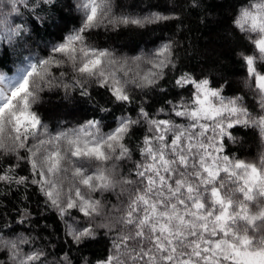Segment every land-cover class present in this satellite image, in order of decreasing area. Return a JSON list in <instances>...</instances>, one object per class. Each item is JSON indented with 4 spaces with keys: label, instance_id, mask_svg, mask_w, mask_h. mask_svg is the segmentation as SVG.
Masks as SVG:
<instances>
[{
    "label": "snow or ice",
    "instance_id": "snow-or-ice-1",
    "mask_svg": "<svg viewBox=\"0 0 264 264\" xmlns=\"http://www.w3.org/2000/svg\"><path fill=\"white\" fill-rule=\"evenodd\" d=\"M74 3L73 9L64 0H0V25L9 42L28 33L26 25L10 22L26 10L43 21L36 10L57 4L80 18L79 27L45 44L43 56L26 57L12 76L0 71V185L24 190L15 216L0 211V251L12 264H73L69 252L36 246L46 239L37 232L39 218L55 213L65 226L64 243L70 239L77 250L104 230L109 254L96 264H264V155L252 162L227 152L237 127L264 135V0L241 6L233 22L258 53H238L254 108L243 95H224L227 80L213 86L209 77L181 69L182 45L174 38L132 56L112 46L109 33L156 32L179 15L141 7L143 0ZM186 6L198 8L199 0ZM52 26L64 32L62 21ZM166 84L179 99L150 111L153 94L169 92ZM94 89L109 103L94 105L100 115L82 123L52 128L38 108L52 93L91 102ZM112 106L121 111L105 130ZM137 128L144 134L133 149L129 142ZM22 168L26 175L17 171ZM32 194L42 197L35 214ZM254 200L260 207L250 214ZM249 226L261 237L251 236Z\"/></svg>",
    "mask_w": 264,
    "mask_h": 264
},
{
    "label": "trees",
    "instance_id": "trees-1",
    "mask_svg": "<svg viewBox=\"0 0 264 264\" xmlns=\"http://www.w3.org/2000/svg\"><path fill=\"white\" fill-rule=\"evenodd\" d=\"M189 2L190 0H143L141 7L146 8L148 4H151L153 6L151 10L161 11L164 14L175 13L180 16V19L157 26L159 30L156 32H152L150 28L145 31L129 29L121 30L115 34L109 33L112 46L119 50L120 55L132 56L139 54L142 49L147 51L160 40L174 38L182 45L178 49L179 67L181 69L193 73L197 79L209 77L213 86H219L227 80L228 85L224 90V95H243L249 107L254 108L255 100L243 86L246 72L241 67L242 62L238 58V53L244 50L252 54L256 53V50L244 39L243 34L233 23L239 8L248 6L250 0H199L198 8L187 7ZM64 3L74 9V0H64ZM41 8L36 11L44 18L43 21L38 19L36 15H31V10H26L23 15L10 19L11 23L26 25L29 29L23 40L13 38L12 42H9L3 35L4 26L0 25V71L3 73L13 74L18 67H22L28 62L26 57L43 56L42 49L45 48L48 41L55 42L74 27H79L80 18L75 11L70 12L68 8L57 4L51 6V9L48 5H41ZM136 10L139 11V9ZM58 21L63 22V33L52 26ZM45 24L48 26L45 27ZM28 36H31L32 39L28 40ZM101 43L104 44L105 42L101 41ZM256 54L258 55V53ZM259 66L264 67V64ZM166 87L169 88L167 94H153L149 105L150 111H155L164 105L167 99H179L170 84H166ZM184 95L187 98L190 96V92L186 91ZM108 103L107 95L102 90L94 89L91 102L80 98L78 95L74 96L71 101H66L61 99L60 94L52 93L45 94L44 102L38 108L50 127L56 128L82 123L84 119L93 115L99 116L100 113L94 111L93 106L98 108ZM112 107V114L106 116L105 130L114 126L113 116L119 115L121 111L117 106ZM129 111L135 115L134 108ZM61 120H67V124L60 125ZM232 131L238 136L235 143L231 140L228 141L227 152L235 154L236 158L258 162L264 155V135L260 134V130L237 127ZM143 134V128L135 130V135L129 142L133 149H135L136 143L142 139ZM138 157L137 150L134 153V158ZM17 171L20 175L27 174L23 168ZM32 191L34 193L35 189ZM23 195L22 187L19 190L13 188L12 191H8L6 186L0 185V211L5 212L6 217L9 213L11 216H15V209L20 205ZM30 199L33 201L32 211L35 214V201L42 200V197L32 194ZM105 199L111 203H116L115 196L110 193L105 194ZM248 207L251 214L258 211L260 206L254 200L248 202ZM256 223L259 224L260 221ZM39 224L40 227L37 228V232L46 239L38 240L36 246L44 245L50 253L63 254L69 252L73 264H83L82 257H87L90 264H96V261L105 259L109 254L110 241L104 235L103 229L99 230L96 239L89 241L77 250L76 245H73L70 239H68L67 244L64 243L65 226L57 219L55 213H48L44 217H40ZM45 224L51 227L44 228ZM249 234L255 238H260L262 235L260 231H253V226H249ZM52 243L56 245L54 249L50 247ZM24 247L25 251H28V247ZM48 258L51 260L52 256ZM0 261H3V264H12L6 251H0Z\"/></svg>",
    "mask_w": 264,
    "mask_h": 264
},
{
    "label": "rangeland",
    "instance_id": "rangeland-1",
    "mask_svg": "<svg viewBox=\"0 0 264 264\" xmlns=\"http://www.w3.org/2000/svg\"><path fill=\"white\" fill-rule=\"evenodd\" d=\"M17 71V70H16ZM16 71L13 74H6L7 76H12L16 73Z\"/></svg>",
    "mask_w": 264,
    "mask_h": 264
}]
</instances>
